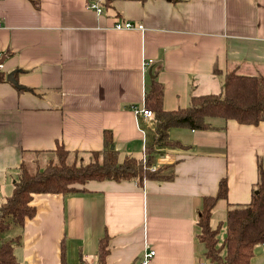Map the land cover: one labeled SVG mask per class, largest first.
I'll use <instances>...</instances> for the list:
<instances>
[{
  "label": "crops",
  "instance_id": "0c3cea01",
  "mask_svg": "<svg viewBox=\"0 0 264 264\" xmlns=\"http://www.w3.org/2000/svg\"><path fill=\"white\" fill-rule=\"evenodd\" d=\"M93 4L101 10L98 14ZM116 22L141 29L116 30ZM0 203L23 160L58 146L103 149L112 136L119 159H140L152 119L137 115L151 81L163 86L162 109L218 94L224 75L264 77V0H0ZM15 72L16 85L6 80ZM208 130L173 128L150 170L171 179L90 181L84 193L34 194L33 218L10 226L17 264H198L196 225L204 197L226 179L228 204H247L264 170V121L213 119ZM222 222V221H221ZM13 227V228H11ZM201 245V246H200ZM251 264H264L257 245Z\"/></svg>",
  "mask_w": 264,
  "mask_h": 264
},
{
  "label": "trees",
  "instance_id": "16d2710c",
  "mask_svg": "<svg viewBox=\"0 0 264 264\" xmlns=\"http://www.w3.org/2000/svg\"><path fill=\"white\" fill-rule=\"evenodd\" d=\"M2 81L4 74L0 72ZM162 97L163 86L152 80L144 94V108L152 112L155 126L148 134L149 141L140 159L125 156L120 160L118 152L112 148L111 133L104 132L100 151H68L58 146L52 152H36L33 159L23 160L12 192L0 203V234L10 226L22 227L26 220L34 217L35 208L31 205L34 194H81L85 192L82 187L90 181H134L143 185L145 181L171 179L172 174L165 173L169 168L150 169L162 150L188 149L170 139L169 131L173 128L208 130L211 119L250 125L264 121V77L227 73L218 94L192 96L187 107L170 112L162 109ZM226 198L227 184L222 178L216 195L202 200L196 225L197 240L204 248L203 258L207 264H251L255 247L264 244V170L259 166L249 203L227 205L225 238L219 247V227L212 229L209 221L216 202ZM17 239L0 245V264H17L12 246ZM222 249L224 256L220 254ZM105 255L106 249L101 247L99 264Z\"/></svg>",
  "mask_w": 264,
  "mask_h": 264
},
{
  "label": "built area",
  "instance_id": "2783aa9c",
  "mask_svg": "<svg viewBox=\"0 0 264 264\" xmlns=\"http://www.w3.org/2000/svg\"><path fill=\"white\" fill-rule=\"evenodd\" d=\"M91 8L95 9V11L100 14L101 10L97 7L96 4H93L91 6ZM114 29L116 30H134V29H141V26H134L133 24L129 23V22H116L114 24ZM1 67V64H0ZM134 111L137 115L141 116L144 119H152L153 118V114L150 110L146 109V108H142V109H137L134 108ZM264 246V244H263ZM154 256V251H146L142 254L141 259L137 262V264H148L149 260ZM83 264H95L92 262H88L85 261ZM198 264H207L206 261H200Z\"/></svg>",
  "mask_w": 264,
  "mask_h": 264
},
{
  "label": "rangeland",
  "instance_id": "374dc122",
  "mask_svg": "<svg viewBox=\"0 0 264 264\" xmlns=\"http://www.w3.org/2000/svg\"><path fill=\"white\" fill-rule=\"evenodd\" d=\"M211 121L213 122L214 120L211 119ZM161 154L162 153H160V155ZM160 155H158V156H160ZM28 167H29V170H32V167H30V166H28ZM213 217L216 219V228L219 227L218 228V236H217V238H218V246L220 247L222 245L223 241H224V238H225L224 219L222 218V214H215ZM11 228H13V227H11ZM10 230H12V229H7V230L3 231L0 234V245L2 243L7 242L9 239L13 238L12 236H9V234H12V233H10V232H12ZM220 254H221V256H224V250L223 249L221 250Z\"/></svg>",
  "mask_w": 264,
  "mask_h": 264
},
{
  "label": "water",
  "instance_id": "95a60500",
  "mask_svg": "<svg viewBox=\"0 0 264 264\" xmlns=\"http://www.w3.org/2000/svg\"><path fill=\"white\" fill-rule=\"evenodd\" d=\"M1 64V62H0ZM15 72H10L9 74H7L6 76V80L14 85H16V81L14 80L13 76H14Z\"/></svg>",
  "mask_w": 264,
  "mask_h": 264
}]
</instances>
